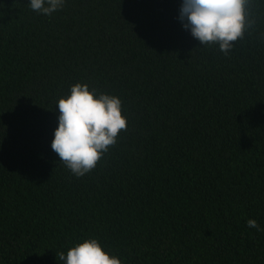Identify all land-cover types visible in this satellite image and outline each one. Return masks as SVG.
Segmentation results:
<instances>
[{"label": "trees", "instance_id": "trees-1", "mask_svg": "<svg viewBox=\"0 0 264 264\" xmlns=\"http://www.w3.org/2000/svg\"><path fill=\"white\" fill-rule=\"evenodd\" d=\"M181 3L0 0V264H64L87 238L122 264H264V0L229 55ZM77 82L127 118L82 177L51 148Z\"/></svg>", "mask_w": 264, "mask_h": 264}, {"label": "clouds", "instance_id": "clouds-1", "mask_svg": "<svg viewBox=\"0 0 264 264\" xmlns=\"http://www.w3.org/2000/svg\"><path fill=\"white\" fill-rule=\"evenodd\" d=\"M66 0H29L30 8L47 16L64 8ZM250 0H182L178 19L185 30L201 46L218 45L225 55L234 48V41L243 38L255 20ZM58 106V126L51 141L52 150L76 177L96 167L97 162L117 142L120 130L126 128L119 96L99 91L87 83L77 82L62 96ZM249 228L260 231L255 219H248ZM64 264H122L96 238H87L61 253Z\"/></svg>", "mask_w": 264, "mask_h": 264}]
</instances>
